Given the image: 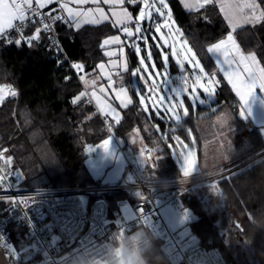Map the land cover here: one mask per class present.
<instances>
[{"label":"trees","instance_id":"1","mask_svg":"<svg viewBox=\"0 0 264 264\" xmlns=\"http://www.w3.org/2000/svg\"><path fill=\"white\" fill-rule=\"evenodd\" d=\"M255 1L264 12V0ZM167 5L171 20L169 27L162 28L165 36L175 23L182 39L190 45L202 66L203 71L194 74H198L200 79L206 75L216 84L209 103L197 101L193 104L189 95L184 94V106L189 109V114L179 112V121L163 112L158 113L146 103L147 95L152 94L148 89L153 86L149 77L145 84L141 81L142 75H135L139 87L134 85L133 73L140 69L142 57L132 47L137 42L140 43L141 55L144 53L148 57L149 50L159 72L163 74L166 70L168 77L160 83L158 79L155 90L164 91L166 82L170 84L173 79L178 80L181 72L188 71V63H183L185 67H182L170 55V47H166L155 32L153 18L144 25L143 38L134 41L133 36L124 42L128 66L119 73L115 84L117 87L127 86L132 103L120 108L119 123L117 119L99 112L67 62L60 54L47 49L44 31L31 46L15 44L14 41L21 38L13 32H8L6 38H0V82H8L16 89V95L9 96L0 105V152L21 185L56 186L100 181L91 176L85 164L90 156L89 147L111 133L126 139L134 131L143 143L157 152L155 159L140 168L143 175L178 174L180 171L174 153L178 150L176 138L190 141L193 135L198 140L200 152L202 142L197 123L214 118L227 105L234 112L238 111L239 101L235 93L207 51L209 44L230 31L218 5L211 2L195 10H186L178 0H167ZM132 8L135 14V4ZM38 26L39 21L34 20L25 33H34ZM55 30L67 56L83 65L85 80L95 79L99 63L106 59L103 39L122 32L109 23L87 24L79 28L57 23ZM233 33L241 50L247 54L254 53L258 67H264V20L249 22ZM146 43L149 49L145 47ZM162 49L168 52L167 62ZM179 59L182 62L181 57ZM141 71L146 73L143 68ZM184 79L183 84H192L195 76L188 73ZM86 88L89 89L88 86ZM81 92L86 95L73 103ZM139 94L145 96L144 105L140 103ZM237 121L246 130L250 150L255 151L264 144L259 128L250 119L238 118ZM212 181H216L221 193L211 194L207 199V190L203 187L199 193L183 197L184 207L190 208L194 215L189 223L191 230L199 235L203 245L216 247L225 264H264V151ZM11 233L17 239L13 230ZM149 237L151 246L142 254L145 263L169 264L160 249L159 240L151 234Z\"/></svg>","mask_w":264,"mask_h":264},{"label":"built area","instance_id":"2","mask_svg":"<svg viewBox=\"0 0 264 264\" xmlns=\"http://www.w3.org/2000/svg\"><path fill=\"white\" fill-rule=\"evenodd\" d=\"M18 2L23 4V0ZM169 12L163 9L164 14L154 17L152 23L164 28L165 21L171 20ZM54 16L63 19L56 21ZM27 17L30 19L23 25L15 21L16 27L7 33L18 34L27 44L36 30L25 32L38 20V28L47 36V49L60 54L78 78L82 76L83 68L73 67L81 62L67 56L55 30L57 23L69 25L66 15L52 5L40 8L34 0ZM44 24L50 26L48 31ZM125 26L131 28L130 24ZM125 26L119 29L123 31ZM79 80L87 90L85 81ZM12 89L10 83L0 82V105L11 96ZM263 151L260 147L235 161L187 176L147 177L128 160L115 179L56 186L21 185L0 152V248L10 252L16 240L13 230L18 239L21 235L29 239L36 252L24 260L8 254L11 264H135V253L124 247L120 237L142 228L159 240L169 264H225L220 251L203 245L195 231L180 234L191 221L184 213L182 191L210 182ZM141 152L150 155L151 146L143 144Z\"/></svg>","mask_w":264,"mask_h":264},{"label":"rangeland","instance_id":"3","mask_svg":"<svg viewBox=\"0 0 264 264\" xmlns=\"http://www.w3.org/2000/svg\"><path fill=\"white\" fill-rule=\"evenodd\" d=\"M141 3L142 6L140 7L139 13L141 12L142 9L146 13H151L150 16L148 15L145 16L144 21L151 20L153 14L157 13L155 11L156 8H160L161 12L163 9H168L167 0H164V3L167 5V8L162 7L159 3V0H141ZM146 3L151 7L146 8L145 7ZM251 14L252 13L249 14L246 13V15H251ZM136 21L137 22L135 26H137V24L141 25L142 22H144V21H138V19H136ZM156 27L157 26L154 27L155 32H157ZM135 28L133 30V33H135ZM157 34L162 39L163 44L166 47H170L171 49L170 55H173L175 57L176 61L180 63L179 65H182V67L184 66V64L179 59L181 57V59H184L183 60L184 63H188L189 67L187 68L188 71L186 73L181 72L182 75L178 78V80L173 79V82L170 84H168L169 82H166L167 85L164 87L165 89L164 91L156 89L157 91L155 90V93L148 94L147 95L148 99L146 103L150 104L152 108L158 113L163 112L166 115H169V118L170 116L174 117L172 113L165 111V108L171 107L172 105H178V100L183 99L184 94H188L190 96L191 90L194 85L196 87V94L200 97V99H203V103H209L213 99L214 92L216 90V84L212 79L208 78V76L206 75L202 76V78L200 79V84L210 87L212 95L205 93L203 89L200 87V85L196 84V78L198 74H194V73H198V72L200 73L202 66L199 63L198 67H194L195 62L198 61V59L195 57V55L194 57L192 56V53L194 52L188 43L186 44L184 43L187 41L185 39H182L181 33L178 31L177 25L173 23L170 32L167 33L166 36L164 30L161 27H160V31L157 32ZM114 36L122 39L120 33H117V35ZM108 38H111V36L106 37L105 39ZM155 41L157 40L155 39ZM136 45L140 48L139 42H137ZM112 47H113L112 43L108 45H104V52L106 54L110 52L113 53V55L111 56L107 54L109 56L107 62L110 61V63L113 64L112 62L115 61V66L114 68L113 67L109 68V70L105 72L103 71V69L99 67L101 64L104 65V63L101 64L99 63L98 77L100 79L102 77L109 78L110 76L109 71L110 73H112L111 83H105L103 85L105 88L109 87V90L112 87L111 88L112 92L107 94L109 99L113 101V103L115 104L119 103L122 107H125L124 105L125 104L129 105L128 100L131 99L128 88L127 86L123 87V89L126 90V94L124 92L117 91L120 90V87L119 89L116 90L117 86L115 83L116 81L119 80L117 78L119 73H121V71L125 69V64L127 66L128 64L124 52L119 50L114 51ZM145 47L149 49V44L146 43ZM188 49H191V52H188L187 51ZM149 52L150 51L148 50V53ZM139 55L142 56L141 58H143L144 60V64L140 65V72H139V75L143 76L141 77V81L143 83L146 84V79L147 77H149L151 82L156 85L158 84L157 83L158 79L160 83L161 81H163L164 77H168L167 74H165L166 70L164 71L163 74L159 72L156 64L153 61V58L149 59L147 56H144V53H142L141 55V51L139 52ZM163 55L164 58L165 57L168 58V52L166 53L163 50ZM190 60L191 62H189ZM141 68H143L146 71V73H143L141 71ZM188 73L191 74V76L192 74L195 76V81L193 79L192 84L189 83L188 85H186L183 84L185 81L184 75H188ZM82 76L84 75L82 74ZM134 76L135 75H133L134 85L136 88H138L139 82L138 79ZM84 81L86 82L85 79ZM173 88L177 90L181 88H185L187 89V91L182 93L181 97L176 98L174 96V93L171 91V89ZM139 95L141 96L142 94ZM260 95L262 97L261 99L262 106L260 107L252 106L251 109H247L246 106L240 104L238 107V111L234 112V110L227 105L223 107L222 111L219 114H217L214 118H206L200 120L196 125V129L198 131L200 141L202 142V147L200 152H198L197 149L198 140L193 135H191L190 141H185L184 139H180L181 140L180 142L188 146L187 148H183L181 146V143L178 142L177 143L178 150L174 152L175 160L177 162V166L180 173L184 174L182 169V165L184 163L182 153L187 154L188 152H192L193 154L192 159H194L195 163L189 172V174H192L212 167L222 166L231 161H235V159L244 157L254 152V150H250V141L247 137L246 130H244L243 127L238 123L237 119L238 118H242L244 120L252 119L254 122L258 123V126L257 125L256 126L259 127L260 129L259 131L261 132L264 138V95L261 93V90H260ZM117 96H119V99H117ZM161 96L164 97L162 104L159 103ZM99 112H101L104 116H108V114L103 113L102 110H100ZM179 112H183V109L177 106L176 114H178ZM241 113H243V115H241ZM118 114L119 113H115L116 116H118ZM112 135L113 134H110V136L107 138V140L110 141L107 148L103 146V141L100 143V145L96 144L91 146L93 150L98 152L97 155L99 154L100 150L102 151L105 150L104 161L107 163V166H104L106 168L100 174V177L98 178L100 180L106 181L118 177L119 174L123 172L128 160L131 162H135L139 166V168H143L146 164H148L157 157V152L153 147H151L152 153L150 155H145L141 152V148L143 144L146 143L142 142L141 137L137 134L136 131L130 132L126 136V139L123 137H117ZM262 147H264V144L261 146V148ZM216 185H217L216 181L207 182L202 185H196L194 189L191 191L190 190L182 191V197L188 194L194 195L195 193H199V191L203 189V187H205L204 189L207 190L205 192V196H206L205 198L208 199L211 194L221 193L220 189ZM184 213L187 216H189L191 219L194 217L192 211L188 207L184 208ZM190 230L191 227L189 224H187L186 226L180 229V234L184 235ZM149 236L150 234L142 228H136L133 231L124 232L121 234L120 237L121 243L124 245V247H127L130 251L135 253L136 256L135 264H146L142 254L143 252H145V250H147L151 246V240ZM35 252H36V248L34 244H32V242L29 239H27L24 235H21L20 239L17 238L16 240H14L13 247L10 250V252H7L3 248H0V254L5 258H7L6 260H8L7 254H12L15 258L24 260L34 256Z\"/></svg>","mask_w":264,"mask_h":264},{"label":"snow or ice","instance_id":"4","mask_svg":"<svg viewBox=\"0 0 264 264\" xmlns=\"http://www.w3.org/2000/svg\"><path fill=\"white\" fill-rule=\"evenodd\" d=\"M34 0H23V4L19 3L18 0H0V37H2L8 30L14 29L16 27V25L14 24V21L19 22L20 25H23V23L30 19L29 17L26 16L25 14V7L28 10H31L32 5H33ZM53 2V0H35V3L40 7V8H44L45 4H51ZM86 0H76V3H85ZM96 2H99V0H96ZM103 2L105 4H112V5H116V4H124L125 0H103ZM127 2L129 4H136L138 2V0H127ZM212 0H204V4H208L211 3ZM159 3L162 7L167 8V5L164 3V0H159ZM191 5H186V7H190ZM61 7L67 11L68 16L71 18H79L82 15H91V10H89L88 13H82L79 10L74 11L72 8L68 7L67 4H63L61 5ZM145 7H151L150 5H148L147 3L145 4ZM201 7H203V5H201ZM246 8L251 10V15L248 16H244V22L245 23H259L262 20H264V12H261L259 15H257V11L259 9V5L255 2V0H252L251 3L246 4L245 5ZM225 9L222 8L221 11H224ZM96 11L99 13V19H93L91 22L92 23H101L102 21H107L109 19V17L104 13L103 9L97 8ZM155 11L160 14L163 15L164 13L161 12L160 8H156ZM35 15V13H34ZM148 15L150 16L151 13H146L143 9L141 10V12L139 13V16L137 17L138 21H144L145 20V16ZM112 16H114L115 19V23L117 25H124L126 21L131 20L132 16L131 14L126 10V9H121L120 11H112ZM168 16L171 17V12L168 13ZM54 20L59 21L62 20L63 17L61 16H54L53 17ZM230 22H231V17H229ZM71 22V21H69ZM77 28L80 27L79 23H76L75 25ZM164 27H169V21H165L164 23ZM50 28V26L48 24H44L43 29L45 31H48ZM156 31L159 32L160 31V25H157L156 27ZM41 29L37 28L36 29V33L31 36L30 38H28L26 40V43L31 46V44L39 39V35H40ZM123 32L128 36V37H133L134 33L133 31L125 26L123 27ZM141 32V28L139 26V24H137L136 28H135V33L138 34ZM146 39V38H145ZM10 43L13 41H9ZM120 38L119 37H111L108 39H105L103 41L102 46L104 45H108L110 43H120ZM227 42H231L233 45V48L235 49V51L239 54V60L238 63L243 65V72L247 73V81H245L242 76L238 73L237 74V79L240 81L239 86H237L236 83H234L232 81V78L229 76V82L233 83V88L236 89L237 91V95H239L240 99L242 101H246L247 97L251 95L252 93V89L255 88L257 86V82L259 81V89L261 91H264V67H258L259 62L257 61L256 55L254 53L249 54L248 56H245L243 53H239V47L238 45L235 44L234 38L232 33H229L227 36ZM15 44L20 45L22 43H25L24 40L22 39H17L14 41ZM185 44L187 42H184ZM225 45H226V41L225 40H220L218 43H215L213 45H211L207 51L208 52H223L225 58H226V62H236L235 58L233 59V61H227V57L229 55L228 51L225 49ZM132 47L135 49V51L137 53H139L141 50L140 48L136 45L133 44ZM188 52H191V49L187 50ZM109 56L113 55V53H107ZM194 53H192V56L194 57ZM148 58L151 59V53L149 52ZM165 61L167 60V57L164 58ZM140 64L143 65L144 64V60L143 58L140 59ZM191 62V60L189 61ZM113 65H115V61L112 62ZM182 66V65H181ZM199 66V62L196 61L194 64V67H198ZM74 68L76 69H82L83 65H73ZM101 69L104 68V65L101 64L99 66ZM154 67V65H153ZM127 68V65L125 64V69ZM201 71H203V69H201ZM140 69H137L136 72L133 73V75H137L139 74ZM259 73V75L257 74ZM225 75L228 76V73L225 72ZM81 80H84V76H80L79 77ZM109 82L111 83V77L109 76ZM93 84L96 83V81H92ZM211 83V81H210ZM196 84H199L200 87L203 89V91L205 93H208L209 95H212L211 89L210 87L204 86L203 84H200V77L196 78ZM101 91H104L103 88H101ZM120 92H124L126 94V90L121 88L119 90ZM148 91L150 93H155V84H153L152 87H150L148 89ZM171 91L174 93V96L176 98L181 97L182 93L186 92L187 89L185 88H181L179 90L173 88L171 89ZM11 95L15 96L16 93L13 91L11 93ZM86 93L81 92L74 100L73 103H76L78 100L81 99V97L85 96ZM93 96H96L95 92L92 93ZM190 102L195 104L197 101L199 103L203 102V99H200V97L196 94V87L195 85L193 86L192 90H191V94L188 97ZM0 99H2V97H0ZM96 99L99 101V97L97 96ZM117 99H119V96H117ZM164 97L161 96L159 103H163ZM132 101L131 99L128 100V104H131ZM140 103L142 105L145 104V99L144 97L141 95L140 96ZM185 105V101L184 99H179L178 100V105H172L171 107H167L165 108V111H168L170 113H172L174 115V118L176 121H179L181 119V116L179 114H176V108L177 106L183 109V114L184 115H188L189 114V109L187 107L184 106ZM125 107H127L128 105L125 104ZM241 115H243V113H241ZM117 123H119V118L117 117ZM176 140L178 142L179 141V137L176 138ZM110 141L109 140H104L103 141V146L105 148H107V146L109 145ZM181 146L183 148H187V145H184L182 142ZM89 151H91V149H89ZM183 160L184 163L182 165V169H183V173L185 176H187L192 168V166L194 165L195 161L194 159H192V152H188L187 154H183ZM160 157H158L157 159H159ZM153 167H155V164L153 165Z\"/></svg>","mask_w":264,"mask_h":264},{"label":"crops","instance_id":"5","mask_svg":"<svg viewBox=\"0 0 264 264\" xmlns=\"http://www.w3.org/2000/svg\"><path fill=\"white\" fill-rule=\"evenodd\" d=\"M178 1L181 3V5L186 10H195V9L200 8L201 5H204V0H178ZM212 2H215L218 5L222 16L224 17V19L227 21V23L229 25L230 31L227 34H225L223 37H221L219 40L209 44L208 48L211 45L218 43L220 40H225L226 41L225 49L229 53V55L227 57V61H233V59L235 58L236 62H231V63L226 62V58H225L223 52H210V54L213 57L214 61L216 62L220 73L223 75V77L225 78V80L231 86L233 92L235 93V95L239 101V105L241 104L243 106H246L247 109H251L252 106L260 107V106H262V100H261L262 97L260 95L259 81L257 82V86L252 89L251 95L247 97V100L250 102L242 101L240 99L239 95H237L236 89L233 88V83L229 82V76H230L232 78V81L234 83H236L237 86H239L240 81L237 79L238 73L242 76V78L245 81H247V73L243 72V65L238 63L239 54L233 48L232 43L227 42V36L229 33H232L235 44L238 45V47H239V53H243L245 56L249 55V54H247L241 50L238 42L235 39L233 31L236 28H239V27L247 24L244 22L243 17L248 16V15H246V13H248V14L251 13V10L246 8L245 5L251 3L252 0H212ZM63 4H67L68 7L72 8L74 11L79 10L82 13H88L89 10H91V15H82L79 18H71L68 16L67 11H65L61 7V5H63ZM45 5H52L55 8L61 10L66 15L68 21H71V22H69V25L73 26V27H76L75 26L76 23H79L80 26L87 25V24L96 25V23H92L91 21L93 19H99V13L96 11V9L100 8V9H103L104 13L109 17V19L107 21H102L101 23H109L113 27L120 28L122 26H125L127 24H131L134 22V24L131 25V28H130L133 31L134 28L136 27L135 26V24L137 22L136 19L138 17L142 3H141V0H138V2L135 4L136 9H137L135 14L133 13V8H132V6L134 4H129L127 2V0H125V3L122 5H120V4H116V5L105 4L103 2V0H99V2H96V0H86L85 3H76V0H53V2L51 4H45ZM186 5H191V6L186 7ZM222 8H224L225 10L221 11ZM121 9H126L131 14L132 19L126 21L124 25H117L115 23L116 18L114 16H112V11L113 10L120 11ZM29 11L30 10H28L25 7L26 16L29 14ZM261 12H262V10L259 7L256 14L259 15ZM156 16H160V14L154 13L152 18H154ZM229 17H231V22H230ZM147 22H149V21H144V22H142L141 25H139L142 30L138 34L134 33V36H135L134 41H137L138 39L143 38L142 36L145 32L144 25ZM101 23H98V24H101ZM7 34L8 33L6 32L0 38H6ZM114 35H117V34H114ZM114 35H111V37H116ZM120 35L122 37V39L120 38L121 42L120 43H112V46H113L112 49H114V51L115 50L123 51L124 55H125V44H124V42L127 39H129V37L123 31L120 33ZM102 44H103V41H102ZM103 51H104V46H103ZM105 55H106V59L104 61H101V63H104L103 71L106 72L107 70H109V68H112V67L114 68L115 65L111 64L110 61L107 62V59L109 58V56L106 53H105ZM183 60L184 59H182V63H184ZM125 70L126 69H123L121 72H123ZM225 72L228 73V76L225 75ZM98 73H97L95 79L93 77H91L89 80H86V82H85L86 86L89 87V89H87V93L89 94L90 98L93 100V102L95 103V105L99 111L102 110L103 113L108 114V117L110 116L109 118L117 119V117L118 118L120 117V108H122V106L119 103H117V104L113 103V101H111L109 99L107 94L112 92V90H111L112 87L109 90V87L105 88L103 85L105 83H110V82H108L109 78L108 77H102L100 79L98 77ZM111 74L112 73H110V71H109V75L112 78ZM257 74L259 75V73H257ZM92 81H96V83L93 84ZM99 81H101V83H99ZM123 87L124 86H120V89ZM101 88H103L104 91H101ZM117 89H119V87H116V90ZM117 91H119V90H117ZM93 92H95L96 96L92 95ZM261 93L264 95V91H261ZM97 96L99 97V101L96 99ZM115 113H119L118 116H116ZM250 120L253 123H255L254 125L258 126V123L254 122L252 119H250ZM108 137L101 140L99 143H97V145H100V143L102 141H104L105 139H107ZM89 148H91V146ZM97 153L98 152L95 151L94 155H92V156L90 155L85 160V164L87 166V169L93 178H99L102 171L106 168L104 166H107V163L104 161L105 160V150L104 151L100 150L98 155H97ZM7 256H8V260H6L7 258H5L4 256H2L0 254V264H11L10 260H9V255L7 254Z\"/></svg>","mask_w":264,"mask_h":264},{"label":"water","instance_id":"6","mask_svg":"<svg viewBox=\"0 0 264 264\" xmlns=\"http://www.w3.org/2000/svg\"><path fill=\"white\" fill-rule=\"evenodd\" d=\"M13 91L16 93V89L13 88V89L11 90V93H12Z\"/></svg>","mask_w":264,"mask_h":264}]
</instances>
